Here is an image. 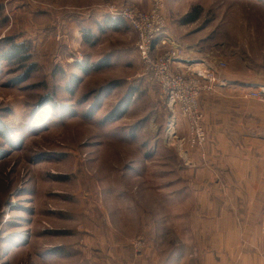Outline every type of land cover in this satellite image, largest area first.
<instances>
[{
    "label": "rangeland",
    "instance_id": "374dc122",
    "mask_svg": "<svg viewBox=\"0 0 264 264\" xmlns=\"http://www.w3.org/2000/svg\"><path fill=\"white\" fill-rule=\"evenodd\" d=\"M127 3L150 9L139 0H0V46L30 45L36 68L8 85L16 67L0 61V264H125L147 239L168 259L186 258L190 197L175 195L173 177L192 163L163 141L167 112L142 78L128 23L97 22L108 5ZM162 6L173 36L164 46L264 81V0ZM195 8L198 19L183 23ZM46 90L64 110L36 117ZM126 101L119 119H106ZM120 242L132 249L113 250Z\"/></svg>",
    "mask_w": 264,
    "mask_h": 264
},
{
    "label": "crops",
    "instance_id": "0c3cea01",
    "mask_svg": "<svg viewBox=\"0 0 264 264\" xmlns=\"http://www.w3.org/2000/svg\"><path fill=\"white\" fill-rule=\"evenodd\" d=\"M139 1L141 8H149V0ZM105 14L99 25H121L118 17L109 20ZM171 38L164 35L155 51L162 53ZM233 73L220 69L226 85L199 98L207 141L191 152L192 167L174 163L183 167L175 168V195L180 200L190 197L184 251L188 260L168 259L147 239L141 258L125 264H264V99L250 95L264 81ZM110 245L113 250L132 249L122 242ZM111 258L110 264H123Z\"/></svg>",
    "mask_w": 264,
    "mask_h": 264
},
{
    "label": "built area",
    "instance_id": "2783aa9c",
    "mask_svg": "<svg viewBox=\"0 0 264 264\" xmlns=\"http://www.w3.org/2000/svg\"><path fill=\"white\" fill-rule=\"evenodd\" d=\"M162 3L163 0H150V9L144 12L130 3L111 4L107 6L106 14L124 20L134 32L142 78L158 92L159 102L167 112L163 141L176 149L185 165H191V152L195 148H203L207 141L199 98L203 93L226 85L227 81L219 75L225 63L202 59L197 63L193 61L194 66L183 65L179 61H191L190 58L169 41L158 54L155 43L165 35L167 28ZM250 95L264 99V86H259ZM177 121L182 122L181 128H185L183 134L178 133ZM141 240L134 245L137 251L144 248Z\"/></svg>",
    "mask_w": 264,
    "mask_h": 264
},
{
    "label": "trees",
    "instance_id": "16d2710c",
    "mask_svg": "<svg viewBox=\"0 0 264 264\" xmlns=\"http://www.w3.org/2000/svg\"><path fill=\"white\" fill-rule=\"evenodd\" d=\"M197 9H193L191 12L187 13L184 18L182 19L183 23H190L198 19L199 14L197 13ZM105 16H109L105 14ZM113 17V16H109ZM107 23V22H106ZM109 23V22H108ZM99 25V24H98ZM106 24L99 25L101 28H104ZM5 61L6 64L15 65V70H13L9 75H14L13 78L14 82H11V79L7 82V84H18L30 79L31 75L36 71L35 63L32 60V53H31V46L25 45L19 42H16L15 39H6L2 41V45L0 46V61ZM1 63V62H0ZM17 86V87H18ZM123 103L120 102L118 108L116 106L115 110L110 112L106 116V119L116 120L119 119L124 112L126 111L127 101L126 104L121 108ZM34 109V116H40L41 112L47 110L51 114L53 112L57 114H61L64 110V106H62L57 99H55V94L53 91L46 90V92L41 95L38 101L33 106ZM2 123L0 119V124ZM1 132V131H0ZM2 133H0L1 135Z\"/></svg>",
    "mask_w": 264,
    "mask_h": 264
},
{
    "label": "water",
    "instance_id": "95a60500",
    "mask_svg": "<svg viewBox=\"0 0 264 264\" xmlns=\"http://www.w3.org/2000/svg\"><path fill=\"white\" fill-rule=\"evenodd\" d=\"M181 64L183 65H190V64H193V62L191 61H188V60H184V61H179Z\"/></svg>",
    "mask_w": 264,
    "mask_h": 264
},
{
    "label": "bare ground",
    "instance_id": "6f19581e",
    "mask_svg": "<svg viewBox=\"0 0 264 264\" xmlns=\"http://www.w3.org/2000/svg\"><path fill=\"white\" fill-rule=\"evenodd\" d=\"M193 66L195 65V64H192Z\"/></svg>",
    "mask_w": 264,
    "mask_h": 264
}]
</instances>
